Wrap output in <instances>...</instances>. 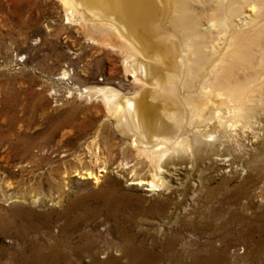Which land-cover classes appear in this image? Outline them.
I'll return each mask as SVG.
<instances>
[{
    "label": "rangeland",
    "instance_id": "374dc122",
    "mask_svg": "<svg viewBox=\"0 0 264 264\" xmlns=\"http://www.w3.org/2000/svg\"><path fill=\"white\" fill-rule=\"evenodd\" d=\"M244 11L241 18L253 16L250 8ZM121 59L78 21L67 20L59 0H0V213L13 206L50 213L47 225L57 239L75 246L86 233L99 260L120 257V240L132 234L158 252L173 240L180 255L206 253L209 243L222 248L226 241L231 264H264V114L230 140L244 161L236 174L204 171L199 182L178 188L179 171H171L164 173V187L135 188L128 169L126 177L115 173L119 163H135L129 137L100 101L82 93L95 86L133 91ZM103 167L107 173L98 183L83 177ZM135 172L146 175L148 167L139 164ZM30 196L44 201L42 207L31 205ZM106 199L118 205L115 215ZM156 201L163 207L150 210ZM252 204L250 214L245 208ZM97 207L102 210L95 216L90 212ZM248 225L255 228L251 237ZM11 244L0 232V245Z\"/></svg>",
    "mask_w": 264,
    "mask_h": 264
},
{
    "label": "bare ground",
    "instance_id": "6f19581e",
    "mask_svg": "<svg viewBox=\"0 0 264 264\" xmlns=\"http://www.w3.org/2000/svg\"><path fill=\"white\" fill-rule=\"evenodd\" d=\"M59 1L67 20L78 21L97 41L118 51L124 70L136 84L130 92L109 86L85 87L82 92L87 99L100 101L116 127L129 137L135 163L129 167L119 163L115 173L121 177L131 173L132 186H149L151 191L164 187V173L171 171H179L178 188H188L192 180L199 182L204 171L236 174L244 161L233 154L230 140L264 114V0ZM245 8L253 16L241 18ZM260 131L264 136V125ZM139 164L148 167V174L135 172ZM105 169L98 174L87 170L83 177L96 184ZM242 185L240 196L245 192ZM27 201L44 204L35 196ZM113 202L106 199L104 204L115 215L118 205ZM154 203L150 210H161L163 202ZM253 204L245 208L250 214ZM100 210L90 213L96 216ZM49 218L50 213L22 206L0 213V232L12 241L0 245V264H231L226 241L222 248L209 243L206 253L180 255L173 240L164 242L158 252L132 234L120 240V257L102 255L105 259L99 260L86 233L80 243L70 246L48 228ZM253 225H248V237Z\"/></svg>",
    "mask_w": 264,
    "mask_h": 264
}]
</instances>
